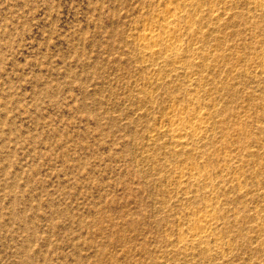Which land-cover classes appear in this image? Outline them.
I'll list each match as a JSON object with an SVG mask.
<instances>
[{"label":"rangeland","instance_id":"obj_1","mask_svg":"<svg viewBox=\"0 0 264 264\" xmlns=\"http://www.w3.org/2000/svg\"><path fill=\"white\" fill-rule=\"evenodd\" d=\"M0 264H264V0H0Z\"/></svg>","mask_w":264,"mask_h":264},{"label":"bare ground","instance_id":"obj_2","mask_svg":"<svg viewBox=\"0 0 264 264\" xmlns=\"http://www.w3.org/2000/svg\"><path fill=\"white\" fill-rule=\"evenodd\" d=\"M163 33H162V35L160 34V33H158L157 35H156V33H154L153 32V30H151V29H149V30H146L143 34H142V37L144 38V39H150V38H155V37H158L159 38V36L160 37H162L163 36V38L164 37H166V38H169V37H171V34H172V28L171 29H165V30H163L162 31ZM206 219V218H205ZM207 223H209V221H207ZM201 224V223H200ZM205 224V223H204ZM203 224V225H204ZM208 225V224H207ZM206 224L204 225V226H201V230L202 229H204L206 226H207ZM194 234H196V233H194Z\"/></svg>","mask_w":264,"mask_h":264}]
</instances>
